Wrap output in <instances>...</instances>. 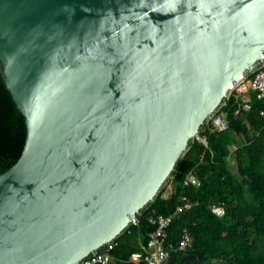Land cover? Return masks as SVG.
<instances>
[{
    "label": "water",
    "instance_id": "1",
    "mask_svg": "<svg viewBox=\"0 0 264 264\" xmlns=\"http://www.w3.org/2000/svg\"><path fill=\"white\" fill-rule=\"evenodd\" d=\"M262 65L264 0H0L27 124L0 174V264H79L122 236Z\"/></svg>",
    "mask_w": 264,
    "mask_h": 264
},
{
    "label": "trees",
    "instance_id": "2",
    "mask_svg": "<svg viewBox=\"0 0 264 264\" xmlns=\"http://www.w3.org/2000/svg\"><path fill=\"white\" fill-rule=\"evenodd\" d=\"M238 109L231 95L219 110L230 122L226 132L214 131L211 122L202 126L200 134L208 144L199 139L190 143L167 182H171L173 193L164 196L166 183L156 200L141 210L140 226L118 238L119 246L113 251L116 260L110 264H134L129 262L131 253L140 249L139 240L146 243L155 229L148 215L153 210L162 215L175 213L182 196L194 206L173 220L168 242L179 244L188 230L194 243L186 251L174 252V264H264V102L253 96L250 111L237 113ZM237 137L244 141L237 143ZM26 138V118L0 71V174L17 163ZM233 143L237 144L234 150ZM231 158L236 173L231 170ZM190 174L201 181L200 186L185 184ZM214 203L225 206L224 216L212 212Z\"/></svg>",
    "mask_w": 264,
    "mask_h": 264
},
{
    "label": "built area",
    "instance_id": "3",
    "mask_svg": "<svg viewBox=\"0 0 264 264\" xmlns=\"http://www.w3.org/2000/svg\"><path fill=\"white\" fill-rule=\"evenodd\" d=\"M236 103L239 105L237 113L242 111H250L252 108L253 95L260 101L264 102V65L257 68L247 78L239 81L232 94ZM264 115V110L261 111ZM212 128L217 132H226L230 129V122L227 115L221 111H217L210 119ZM204 144H208L207 138L200 140ZM186 185L200 186L201 181L193 174H190L186 181ZM175 213L170 215L157 214L154 210L148 215V221L155 226V229L149 233L148 241L142 243L141 249L131 253L129 262L134 264H174V252L186 251L192 248L194 237L190 231L184 230L179 244L168 242V229L177 215L190 210L194 203L187 197L182 196ZM211 210L217 216H224L226 208L222 203H214ZM141 223L140 214L134 216L124 234H132L135 227H139ZM119 246L118 238L108 243L103 249L94 251L93 253L82 259L79 264H110L116 260L113 251Z\"/></svg>",
    "mask_w": 264,
    "mask_h": 264
},
{
    "label": "rangeland",
    "instance_id": "4",
    "mask_svg": "<svg viewBox=\"0 0 264 264\" xmlns=\"http://www.w3.org/2000/svg\"><path fill=\"white\" fill-rule=\"evenodd\" d=\"M197 139L202 140V139H204V137L201 136V134H200L199 136H197ZM243 141H244V139L242 137H237V143H242ZM236 145H237L236 143L232 144V146H231L232 150H234L236 148ZM230 164H231V170L236 173L237 172V166H236V163L232 161V158L230 159ZM165 188H166V190H165L164 196L168 197L174 191L171 182L167 183Z\"/></svg>",
    "mask_w": 264,
    "mask_h": 264
},
{
    "label": "crops",
    "instance_id": "5",
    "mask_svg": "<svg viewBox=\"0 0 264 264\" xmlns=\"http://www.w3.org/2000/svg\"><path fill=\"white\" fill-rule=\"evenodd\" d=\"M139 242H140V246L142 247V243H144V242L142 241V239H140ZM141 247H140V249H141Z\"/></svg>",
    "mask_w": 264,
    "mask_h": 264
}]
</instances>
